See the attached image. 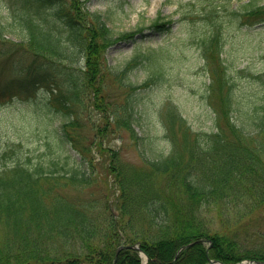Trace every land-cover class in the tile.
<instances>
[{
    "label": "trees",
    "instance_id": "obj_1",
    "mask_svg": "<svg viewBox=\"0 0 264 264\" xmlns=\"http://www.w3.org/2000/svg\"><path fill=\"white\" fill-rule=\"evenodd\" d=\"M5 1L0 6V36H18L33 57L29 68L0 86V100L47 79V65L54 61L78 60V71L61 65L67 93L56 94L55 101L65 108L69 102H80L83 94L104 107V80L111 74L105 52L117 39L131 38L133 32L115 35L103 14L90 11L84 0ZM215 8L213 4L209 11ZM263 12L264 3L253 0L243 3L239 11L231 10L235 17L241 13L245 21L259 18ZM171 22L157 15L150 28L165 30ZM197 43L205 64L214 60L218 66L212 65L213 78L226 82L224 121L214 116L213 129L195 130L169 108L166 137L171 145L166 154L145 156L142 167L126 170L116 150L109 151L110 184L117 193L111 201L104 196L99 209L96 199L81 200L59 190L68 185L83 188L97 180L88 171L92 166L86 148L75 140L76 118L54 126L51 135L77 150L78 158L71 157L69 168L65 166L70 156L64 157L49 145L33 162L23 144L0 153V159L7 153L14 158L10 164L0 165V264H112L115 248L121 243H139L148 255L146 264L264 261V227L257 228L261 239L254 245L237 239L249 221L264 224V162L252 150L256 134L251 137L249 129L253 126L258 132L264 128V101L255 105L246 122L230 119L231 83L223 72L227 64L220 59L217 31L205 34ZM38 57L45 60L38 61ZM126 85L132 88L130 81ZM59 86L52 89L58 93ZM137 106L127 94L109 123L119 122L136 135ZM215 217L219 225L213 222ZM189 241L193 243L178 250ZM140 259L135 249L122 248L115 264H140Z\"/></svg>",
    "mask_w": 264,
    "mask_h": 264
},
{
    "label": "rangeland",
    "instance_id": "obj_2",
    "mask_svg": "<svg viewBox=\"0 0 264 264\" xmlns=\"http://www.w3.org/2000/svg\"><path fill=\"white\" fill-rule=\"evenodd\" d=\"M247 1L84 0L90 11L103 14L115 35L133 32L131 38L117 39L105 52L111 74L104 80V107L92 100L91 95L90 99L83 94L79 97L80 102H69L65 108L56 102V94L67 93L61 65H71L76 71L80 66L78 60L74 63L62 60L63 64L56 60L47 65L50 67L47 79L33 82L31 89L11 92L0 100V153L9 146L23 144V148L31 152L33 162L47 152L49 145L60 150L64 157L70 156L65 166L69 168L73 163L71 157L78 158L77 150L59 143L51 135L54 126L76 118L79 127L75 140L86 148L92 166L88 171L97 180L83 188L68 185L59 190L81 200L96 199L99 209L104 196L111 201L117 193L110 184L109 151L116 150L119 162L126 170L131 166L142 167L145 156L166 154L171 145L166 137L169 108L181 114L197 130L213 129L214 116H218L220 122L224 121L221 113L226 82L213 78L212 65L218 66L214 60L205 64L197 43L202 36L215 31L220 48L222 45L220 59L223 57L227 64L223 72L231 83L229 117L237 123L246 122L255 105L264 101V19H261L264 12L249 21H245L241 13L236 17L231 13L233 9L239 11ZM253 1L264 3V0ZM4 2L0 0V6ZM213 4L215 10L209 11ZM157 15L172 20L165 30L150 28ZM19 42L20 38L13 34L0 36V86L18 75L21 69L29 68L32 62V54ZM145 52L148 53L146 57ZM39 60L45 59L38 57ZM129 81L132 88L126 85ZM56 85H60L58 93L52 89ZM127 94L138 103L137 111H134L136 135L119 126V122L116 125L109 123L113 119V110ZM249 129L251 137L256 134L252 150L259 153L264 162V128L258 132L253 126ZM7 154L0 159V165L13 161L14 158ZM228 215L235 217L232 213ZM213 222L219 225L216 217ZM258 227H264V224L257 219L249 221L240 229L237 239L246 245L256 244L261 239ZM243 262L247 264L248 260Z\"/></svg>",
    "mask_w": 264,
    "mask_h": 264
},
{
    "label": "water",
    "instance_id": "obj_3",
    "mask_svg": "<svg viewBox=\"0 0 264 264\" xmlns=\"http://www.w3.org/2000/svg\"><path fill=\"white\" fill-rule=\"evenodd\" d=\"M187 245H188V244L182 245L181 248H182V247H185V246H187ZM123 247L137 248L141 253L144 254L146 260H147V258H148L147 255H146V254H145V253L139 248V245H138V244L119 245V246L116 248V251H115V257H114V261H113V263L115 262L116 255H117L119 249H120V248H123ZM146 260H144L142 264H145V261H146ZM215 262H216V260H212V261H210V263H215ZM219 263H220V264H226V263H222V262H219Z\"/></svg>",
    "mask_w": 264,
    "mask_h": 264
}]
</instances>
